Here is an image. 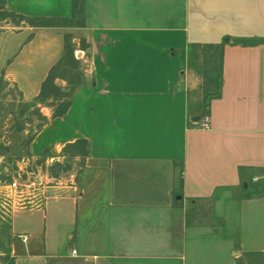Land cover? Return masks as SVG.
I'll return each mask as SVG.
<instances>
[{
  "label": "crops",
  "instance_id": "1",
  "mask_svg": "<svg viewBox=\"0 0 264 264\" xmlns=\"http://www.w3.org/2000/svg\"><path fill=\"white\" fill-rule=\"evenodd\" d=\"M78 1L82 24L0 30V76L25 103L67 39L86 61L30 147L49 164L86 140L85 174L40 182L36 205L0 204L12 264H264V0ZM74 2L5 7L71 18ZM204 47L219 57L215 91L193 62Z\"/></svg>",
  "mask_w": 264,
  "mask_h": 264
},
{
  "label": "rangeland",
  "instance_id": "2",
  "mask_svg": "<svg viewBox=\"0 0 264 264\" xmlns=\"http://www.w3.org/2000/svg\"><path fill=\"white\" fill-rule=\"evenodd\" d=\"M77 4L79 10L80 2ZM5 9L7 8L3 0H0V30L15 29L22 24L23 21L19 18L5 15ZM76 21L80 22L81 17L78 16ZM200 50L204 56H197L193 62L204 68L208 77L206 88L215 91L218 87L219 57L216 55L213 60V51L209 48ZM67 54L68 58L54 71V82L58 89L53 91L49 88L46 92L56 93L57 96H52L63 99V103H48L46 95L33 103H25L17 86L5 79L3 73L0 76V204L4 202L14 207L36 205L43 198L39 191L40 182H43L44 186L64 184L70 178L78 182V178L85 174L86 157L80 148H68L63 151L57 162L49 164H45L43 160H34L30 150L33 139L48 122V110L53 111L55 115L64 109L62 105L70 103L77 86L83 82L86 61L79 53L72 55L70 48L67 49ZM13 183L17 184V189L10 187ZM7 221L9 222V218ZM10 242L9 227L3 228L0 233V246L5 255L0 257V264H12L13 259L9 254Z\"/></svg>",
  "mask_w": 264,
  "mask_h": 264
},
{
  "label": "trees",
  "instance_id": "3",
  "mask_svg": "<svg viewBox=\"0 0 264 264\" xmlns=\"http://www.w3.org/2000/svg\"><path fill=\"white\" fill-rule=\"evenodd\" d=\"M5 4V0H3ZM78 0H75L74 6H73V16L71 18H46V17H29L23 14L16 13L14 11H9L5 9V15L12 16L15 18H19L21 21H25L31 25L34 26H48V25H54V24H70V25H75V24H82L83 23V5L80 3V8L78 10ZM80 14V15H79ZM79 16L81 17V21L77 22L76 18ZM71 48L68 39H67V49ZM71 50V49H70ZM56 69V68H55ZM55 69L51 70L47 80L45 81V84L43 85V88L41 90L40 98L45 96L47 89L52 88L53 91H56L58 89V86L55 84L54 79V71ZM53 95L57 96L56 93H52ZM70 104V103H69ZM69 104L67 105H62L64 109L60 110L59 112H56L54 116H63L67 112L69 108ZM68 148H80L82 150L83 156H88V142L86 140H79L75 144L68 145L65 148V151Z\"/></svg>",
  "mask_w": 264,
  "mask_h": 264
},
{
  "label": "built area",
  "instance_id": "4",
  "mask_svg": "<svg viewBox=\"0 0 264 264\" xmlns=\"http://www.w3.org/2000/svg\"><path fill=\"white\" fill-rule=\"evenodd\" d=\"M209 123H210V121H209V117L206 116V117L204 118V121H203V123H202V127H201V128H202V129H205V130H206V129H209V128H210V126H209L210 124H209ZM11 187L14 188V189H17V188H16V187H17V184H16V183H13V184L11 185ZM73 254L76 255V252L74 251Z\"/></svg>",
  "mask_w": 264,
  "mask_h": 264
}]
</instances>
